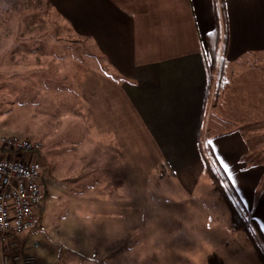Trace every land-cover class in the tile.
Wrapping results in <instances>:
<instances>
[{
    "label": "rangeland",
    "instance_id": "1",
    "mask_svg": "<svg viewBox=\"0 0 264 264\" xmlns=\"http://www.w3.org/2000/svg\"><path fill=\"white\" fill-rule=\"evenodd\" d=\"M50 5L0 2V131L40 142V151L19 158L47 168L41 180L46 195L42 210L33 212L37 225L25 236L13 237L21 241L19 252L42 264H87L79 256L100 264H209L211 256L223 264H259L252 244L232 230L225 208L209 189L198 155L194 159L187 147L162 150L138 112L123 113L122 76L100 60L95 64L96 49L76 40ZM16 58L23 64L34 62L33 67L43 65L48 72L29 75L32 66L17 65ZM76 65L86 68V74L77 72ZM236 74H226L227 111L221 107L208 113L202 139L214 132L240 134L247 151L236 166L240 175L261 170L254 187L258 199L264 193V75L257 74L264 71L241 74L244 79ZM97 77L102 80L92 82ZM93 83L99 88L88 91ZM59 85L68 91L55 94ZM114 129L112 142L104 133ZM160 150L170 157L167 170L159 168L164 162ZM89 157L96 160L98 172L86 174L80 167ZM99 175L108 177L97 182ZM112 176L118 177L114 187L108 184ZM240 177L248 188L256 181L253 173ZM88 190L101 196L107 190L116 201L88 202Z\"/></svg>",
    "mask_w": 264,
    "mask_h": 264
},
{
    "label": "crops",
    "instance_id": "2",
    "mask_svg": "<svg viewBox=\"0 0 264 264\" xmlns=\"http://www.w3.org/2000/svg\"><path fill=\"white\" fill-rule=\"evenodd\" d=\"M38 1L51 3L50 9L68 26L67 30L72 29L76 33V40L82 39L96 49L92 55L95 64H100L98 61L100 60L106 66H110V70L114 69L122 76L119 87L124 93L120 101L121 107L124 108L123 113H126L128 109L136 114L139 113L143 126L151 132L155 145L162 146V150L176 147L177 151L181 152L184 147H187L190 155L196 159L199 127L201 124L204 126L208 113L218 110L212 107L210 102L207 105L204 103L207 85L205 38L215 27L214 0ZM220 10L228 40L225 55L227 73L233 77L234 73L238 72L239 74L236 75L242 78L241 74L245 77L246 74L250 75L253 72L256 74L257 68L264 71V0H222ZM256 57L260 58L258 59L260 62ZM31 59L29 58L30 61ZM17 60L20 59L16 58L17 65L32 66L26 71L29 75L41 76L48 72L47 67L43 65L33 67L34 62L23 64ZM75 68L82 75L87 72L86 68L80 65H76ZM95 71L98 72L97 69ZM46 78L45 76L43 79L47 81ZM78 78L80 81V77ZM98 79L102 80L97 77L93 78L92 82ZM83 80L85 81V78ZM92 85L93 87L90 85L88 91L99 88L94 83ZM81 86V90L85 91V84ZM64 90H67L66 87L59 85L54 92L58 94ZM111 103L112 101L109 100V106L115 109L116 104ZM204 105L206 110L202 120ZM222 108L227 111L226 99ZM242 110L243 108L238 106L237 112ZM101 128L105 130L104 127ZM108 129L113 128L110 126ZM103 133L104 131L102 135ZM104 134L112 142L116 138V131ZM97 140H100L99 135ZM209 140H212L218 149L215 155L220 156L229 165L233 176L231 184L244 207L251 212L264 236V193L258 199L254 198V187L260 178L261 170L253 169L242 173L243 177L249 178L252 173L256 177V181L249 182L248 188L246 185L243 186L240 177L242 174L240 175L241 172L236 166L240 156L247 151L244 139L239 133L214 132L206 139L207 142ZM160 155V161L170 162V157H166L161 150ZM2 156H7V152L0 149V157ZM93 159L90 160L89 157L85 164H80L86 174L99 171L100 167L96 166V160L93 161ZM171 159L176 160L175 157ZM106 177L108 176L100 177L99 175L95 178L99 182ZM117 179L118 177L112 176L111 183L108 182V184L115 186ZM106 191L101 196L98 191L96 193L95 190L90 192L88 190L84 196L91 198L88 202H115L114 195H109ZM99 236L101 235L98 234L97 238L100 240ZM155 237L159 238L158 235ZM20 242L17 238H11L3 244L0 242V264H2V252L20 253ZM10 243H15L14 247L10 248ZM104 249L105 252L109 250L108 246ZM97 252L99 249L95 251L96 254ZM78 259L81 262L87 260V264H100L98 259L92 260L88 256H79ZM256 262L258 263L257 260ZM36 263L42 264L38 260ZM209 264H223V262L218 260L217 256H211Z\"/></svg>",
    "mask_w": 264,
    "mask_h": 264
},
{
    "label": "trees",
    "instance_id": "3",
    "mask_svg": "<svg viewBox=\"0 0 264 264\" xmlns=\"http://www.w3.org/2000/svg\"><path fill=\"white\" fill-rule=\"evenodd\" d=\"M213 6L215 27L213 31L205 38L207 50V85L204 103L207 105V103L210 102L212 107H216L219 110L223 106L224 96L230 87L228 80L226 79L227 61L225 58L228 40L227 35L224 32V18L220 10L222 9V0H214ZM205 110L206 107L204 105L202 120ZM202 129L203 126L201 124L198 130L196 151L198 159L202 164L204 176L209 182V189L218 196L219 202L225 208L229 224L233 228L232 230L234 232L240 231L244 235V237L252 244L253 255L255 256V259L259 264H264V236L256 221L252 217L251 212L248 211V209H246L242 204L239 196L231 184V181L228 180L227 174H225L220 168L218 161L214 158L213 153L209 150L207 141L202 139ZM40 165L42 167V179H44V174L46 173L47 168L45 165ZM160 165V170H167V167L171 168L168 160L164 161ZM36 225L37 220H35L32 230L35 229ZM256 235L258 242L256 240Z\"/></svg>",
    "mask_w": 264,
    "mask_h": 264
},
{
    "label": "built area",
    "instance_id": "4",
    "mask_svg": "<svg viewBox=\"0 0 264 264\" xmlns=\"http://www.w3.org/2000/svg\"><path fill=\"white\" fill-rule=\"evenodd\" d=\"M38 141L21 139L0 131V242L30 232L34 226L33 212L41 208L45 198L41 186L42 167L36 160L19 158L20 154L37 152ZM10 243L9 247H14ZM2 264H37L32 255L2 252Z\"/></svg>",
    "mask_w": 264,
    "mask_h": 264
},
{
    "label": "snow or ice",
    "instance_id": "5",
    "mask_svg": "<svg viewBox=\"0 0 264 264\" xmlns=\"http://www.w3.org/2000/svg\"><path fill=\"white\" fill-rule=\"evenodd\" d=\"M209 150L214 154V158L218 161L220 168L224 171L225 174H227V178L229 181L233 180V176L231 175L230 167L229 165L220 158V156H216L215 153L218 151L217 147L214 146V142L212 140H209L207 142Z\"/></svg>",
    "mask_w": 264,
    "mask_h": 264
}]
</instances>
